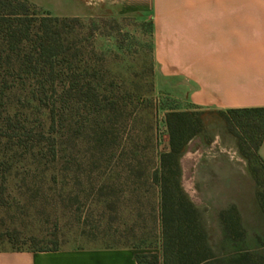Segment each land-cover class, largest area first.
<instances>
[{
    "label": "trees",
    "instance_id": "trees-1",
    "mask_svg": "<svg viewBox=\"0 0 264 264\" xmlns=\"http://www.w3.org/2000/svg\"><path fill=\"white\" fill-rule=\"evenodd\" d=\"M93 36L91 25L78 16L41 11L29 0H0V243L9 246L6 250L61 249L56 237L37 241L6 225L3 214L24 192L16 190L14 182L22 180L20 189L35 194L46 186L65 191L71 183L60 185L59 172L68 179L70 173L80 178L90 171L88 152L82 156L75 152L76 142H90L92 134L102 147L113 133V117L127 106L122 104L126 95L115 93L114 82L103 70ZM206 115L205 111L166 114L168 147L151 173L160 194L162 254L138 250L139 264H264L263 244L245 246L247 231L235 205L219 213L224 238L234 251L217 255L201 212L183 186L181 158L189 141L206 129ZM219 115L248 162L264 214L257 165L264 169L260 155L264 107L230 109ZM79 180L76 185H83Z\"/></svg>",
    "mask_w": 264,
    "mask_h": 264
},
{
    "label": "rangeland",
    "instance_id": "rangeland-1",
    "mask_svg": "<svg viewBox=\"0 0 264 264\" xmlns=\"http://www.w3.org/2000/svg\"><path fill=\"white\" fill-rule=\"evenodd\" d=\"M29 1L41 11L78 16L91 25L92 44L102 56L103 70L108 80L114 82L115 93L126 95L127 101L122 104L127 106L113 117V133L102 147L92 134L90 142H76L75 152L81 156L88 152L85 161L90 171L79 174L80 178L70 173L68 179L65 172H59L60 185L71 183L65 191H52L46 186L35 194L26 187L20 189L22 180L14 182V188L24 192L14 197L13 208L3 214L6 225L15 226L25 237L35 236L37 241L56 237L61 249L130 246L161 255L160 194L151 181V173L159 164L160 153L168 147L166 114L176 107L153 73L150 22L120 15L102 4H89L88 0ZM68 12L73 15L62 14ZM208 117L214 122L207 127L205 140L212 143L218 138L223 146L234 141L239 158L246 160L236 137L215 122L219 115ZM241 136L246 137L243 133ZM223 157L230 158L226 152ZM242 159L234 161L236 170L242 166ZM257 165L264 187V169ZM190 172L193 174V170ZM78 180L83 185H76ZM185 188L190 195L197 196L187 180ZM236 196L247 231L245 246L260 248L264 245V214L257 198L256 182H246ZM209 205L212 207L205 210L210 244L217 255L229 254L234 247L224 238L219 218L224 209ZM2 249L9 246L0 243Z\"/></svg>",
    "mask_w": 264,
    "mask_h": 264
},
{
    "label": "crops",
    "instance_id": "crops-1",
    "mask_svg": "<svg viewBox=\"0 0 264 264\" xmlns=\"http://www.w3.org/2000/svg\"><path fill=\"white\" fill-rule=\"evenodd\" d=\"M88 3L150 22L153 73L176 107L168 111L219 115L230 109L264 107V0ZM207 116L206 129L214 122ZM216 121L223 125L220 115ZM206 129L189 141L181 158L183 186L187 180L194 187L196 197L185 190L205 225V208L212 207L209 203L217 210L237 206L236 193L246 182L254 181L246 160L241 158L242 166L237 170L233 167L234 161L241 160L234 141L223 146L216 138L209 143ZM224 152L229 159L223 157ZM260 155L264 160V141ZM137 252L130 246L0 250V264H139Z\"/></svg>",
    "mask_w": 264,
    "mask_h": 264
}]
</instances>
